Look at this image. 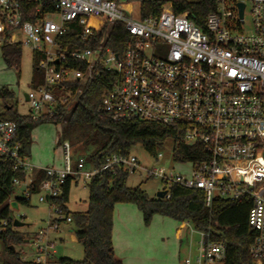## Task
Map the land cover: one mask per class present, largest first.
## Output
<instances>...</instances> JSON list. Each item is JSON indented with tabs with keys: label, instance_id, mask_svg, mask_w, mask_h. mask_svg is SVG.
<instances>
[{
	"label": "built area",
	"instance_id": "2783aa9c",
	"mask_svg": "<svg viewBox=\"0 0 264 264\" xmlns=\"http://www.w3.org/2000/svg\"><path fill=\"white\" fill-rule=\"evenodd\" d=\"M31 1L38 0H0V47L16 45L40 57L42 83L25 97L29 118L37 121L51 115L55 106L70 104L71 85L113 74L101 113L114 122L178 129L184 144H199L204 154L195 163L182 164L190 167L188 176L165 169L160 151L150 166H142L131 154H114L98 168L88 169L84 158L72 160L70 143L62 141L60 167L38 168L20 156L17 125L0 120V158L8 157L13 168L26 175L24 181L13 180L20 197L30 199L38 171L46 177L37 195L48 213L44 226L24 245L28 252L21 262L58 264V234L62 227L73 226V220L52 201L60 197L68 178L84 188L94 176L119 167L129 175L140 170L147 179H159L165 199L172 185L202 191L207 208L216 198L236 202L247 197V224L255 234L248 255L251 264H264V0H249L248 6L243 1L213 0L215 9L206 17L205 30L187 12L175 14L170 3L158 16L142 19L125 0H48L55 13L37 7L35 19L25 20L24 5ZM238 4L243 5L242 14ZM115 24H121L130 38L121 55L106 47ZM71 25L77 29L74 40L81 44L105 30L93 46L78 48L61 41ZM6 226L3 221L0 232ZM179 230L188 232L190 249L192 235H198L195 254L189 250L182 264H225L222 242L186 222Z\"/></svg>",
	"mask_w": 264,
	"mask_h": 264
},
{
	"label": "trees",
	"instance_id": "16d2710c",
	"mask_svg": "<svg viewBox=\"0 0 264 264\" xmlns=\"http://www.w3.org/2000/svg\"><path fill=\"white\" fill-rule=\"evenodd\" d=\"M119 2L120 0H113ZM137 5L140 18L156 17L166 3H170L175 14L188 13V18L194 24L205 30L207 15L214 11L213 0H125ZM41 7L43 13H55L57 10L48 0L31 1L24 5L25 20L35 19V9ZM23 8V9H24ZM101 29L96 33L94 41L79 43L74 40L77 29L72 25L64 43H73L78 48L93 46L95 41L102 36ZM129 36L121 24L110 28L106 47L114 53L121 55L129 41ZM1 58L7 68H18L21 60L22 49L16 45L3 44L0 47ZM38 55L32 57L31 88H36L42 83V74L38 68ZM75 68L83 69L81 65L74 64ZM113 74H104L102 79L75 83L67 92L76 97V101L69 105H57L51 115H46L37 121L28 116H19L11 108L0 116V120L12 121L18 127L17 142L20 145V156L28 157L31 146V133L41 124L59 125L66 120L65 129L68 134H74L72 143L83 142L84 145L92 144L94 151L89 157V165L98 168L106 158L114 154L128 155L137 145L149 155L155 157L157 152L167 142H172V160L174 163H195L203 158V151L199 144L187 145L181 141L182 131L154 123L126 121L114 122L103 113L100 105L103 96L109 90V82ZM11 96L7 91L1 90L0 97ZM65 140L58 137L57 145ZM87 163V162H86ZM26 175L21 170L13 168L8 157L0 158V227L3 221L7 226L0 232V241L8 248L25 245L31 240L30 235L18 231L13 227L10 219L12 211L7 200L13 195L15 188L13 180L24 181ZM129 174L119 167L105 171L94 176L87 185V209L82 213H71L67 209L69 191L72 184L67 179L62 187L59 198L52 201L60 207L73 220L71 230L76 242L82 248L83 259L72 261L61 258L58 264H123L114 254L112 245V226L114 207L119 203L133 204L142 215L143 223L150 224L154 215L172 219L178 223L186 222L197 231L207 232L212 241L222 242L226 246L225 264H251L248 249L253 243L255 234L247 224V213L250 200L243 197L236 202H228L219 198L214 199L210 208L204 205V194L197 189H187L172 185L169 188V199L149 198L139 187L131 189L126 186ZM44 171H38L30 186V194L39 193V185L45 180ZM17 205L29 206L30 199L17 197ZM24 226V225H23ZM9 253L13 251L7 249ZM7 264V263H5ZM17 264H24L18 260Z\"/></svg>",
	"mask_w": 264,
	"mask_h": 264
},
{
	"label": "rangeland",
	"instance_id": "374dc122",
	"mask_svg": "<svg viewBox=\"0 0 264 264\" xmlns=\"http://www.w3.org/2000/svg\"><path fill=\"white\" fill-rule=\"evenodd\" d=\"M170 1V0H160ZM249 4V0H237ZM134 9L138 11L137 5ZM56 19V18H54ZM246 20L248 16L246 15ZM32 81V53L28 49L22 50L21 60L18 68H7L1 58L0 53V91L4 90L11 96L0 97V116L4 115L7 109L19 116H28L30 110L26 103L25 95L31 91ZM76 101V97L71 99L70 107ZM66 120L59 125L41 124L31 133V146L29 161L38 168L60 167L62 162V151L57 145L58 137L62 136L70 143L71 157L75 162L78 158H84L89 166V157L94 151L92 144L84 145L83 142L72 143L74 134H68L65 129ZM172 142H167L160 153L163 154L161 165L167 170H174L177 173L188 176L190 167L176 164L171 161ZM131 155L138 158L142 166H150L152 163L149 155L137 145L131 149ZM88 168V167H87ZM126 186L134 189L139 187L149 198H156L158 192L164 190L165 185L159 179H147L139 170L135 174L129 175ZM261 194H264L261 193ZM21 190L15 189L9 197V204L17 197H20ZM88 189L80 182L71 184L67 209L71 213H82L87 209ZM48 207L45 203H39L38 195L30 197L29 206L19 205L17 210L10 212L11 220H22L24 226L19 227L18 231L27 233L30 237L44 226ZM72 225L62 227L55 243L56 259H69L81 261L83 259L82 248L76 242L72 234ZM179 230V223L160 216L154 215L149 225L143 223L142 216L135 205L119 203L114 207L112 242L115 256L123 264H182V259L188 256L189 250L195 254V243L198 235L193 234V246L190 249L189 234L181 231V240H176V233ZM0 241V264H17L21 261L27 249L24 245L14 246L11 254Z\"/></svg>",
	"mask_w": 264,
	"mask_h": 264
},
{
	"label": "water",
	"instance_id": "95a60500",
	"mask_svg": "<svg viewBox=\"0 0 264 264\" xmlns=\"http://www.w3.org/2000/svg\"><path fill=\"white\" fill-rule=\"evenodd\" d=\"M238 8L240 9V14H242V10H243V5L242 4H238ZM26 97V95H25ZM166 195V192L165 191H161V192H158L157 195H156V198L157 199H163ZM10 207L12 210H17L18 209V205L15 201L11 202L10 203ZM24 225V223L22 221H19V220H14L13 221V227L15 228H19V227H22ZM10 249L14 252V249L12 247H10Z\"/></svg>",
	"mask_w": 264,
	"mask_h": 264
},
{
	"label": "crops",
	"instance_id": "0c3cea01",
	"mask_svg": "<svg viewBox=\"0 0 264 264\" xmlns=\"http://www.w3.org/2000/svg\"><path fill=\"white\" fill-rule=\"evenodd\" d=\"M87 167H88V169H89V168H91L92 166H91V165L88 166V164L86 163V168H87ZM34 176H35V175H34ZM140 214H141V213H140ZM141 216H142V215H141ZM180 224H181V223H179V226H180ZM72 227H73V226H72ZM112 230H113V226H112ZM181 231H182V230H178V231H177V233H176V238H175L176 240L178 239V240L182 241V240H181ZM112 245H113V242H112ZM113 250H114V248H113ZM182 260H183V259H182Z\"/></svg>",
	"mask_w": 264,
	"mask_h": 264
}]
</instances>
